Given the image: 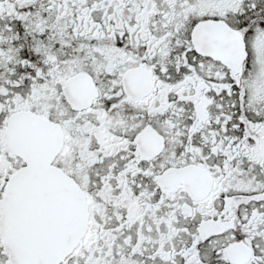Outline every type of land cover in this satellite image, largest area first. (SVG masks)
Instances as JSON below:
<instances>
[{"label": "snow or ice", "instance_id": "1", "mask_svg": "<svg viewBox=\"0 0 264 264\" xmlns=\"http://www.w3.org/2000/svg\"><path fill=\"white\" fill-rule=\"evenodd\" d=\"M0 264H264V0H0Z\"/></svg>", "mask_w": 264, "mask_h": 264}]
</instances>
